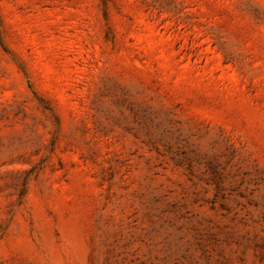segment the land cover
Here are the masks:
<instances>
[{"label": "rangeland", "instance_id": "374dc122", "mask_svg": "<svg viewBox=\"0 0 264 264\" xmlns=\"http://www.w3.org/2000/svg\"><path fill=\"white\" fill-rule=\"evenodd\" d=\"M0 264H264V0H0Z\"/></svg>", "mask_w": 264, "mask_h": 264}]
</instances>
